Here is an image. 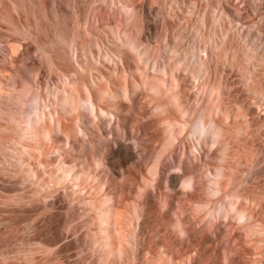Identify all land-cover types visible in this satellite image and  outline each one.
<instances>
[{
    "label": "rangeland",
    "instance_id": "rangeland-1",
    "mask_svg": "<svg viewBox=\"0 0 264 264\" xmlns=\"http://www.w3.org/2000/svg\"><path fill=\"white\" fill-rule=\"evenodd\" d=\"M138 51H140L139 54H137ZM60 59H64L63 61L66 60V62L64 63ZM161 67H164L161 72L165 69L161 74L167 77L164 76L167 83L171 82L172 90L175 87L180 89L176 92L179 93L178 98L180 99L178 105L185 106L179 110L177 109L179 107H176L178 105H175V109L171 104V108L174 109H171V113L165 118L177 120V130H179L178 124L192 122L194 117L191 110L198 108L197 103L200 101L199 97L205 90L203 86L206 84L204 82L202 85L201 80L203 79V82L206 78V80L208 79L207 84L212 81V84L209 85L210 88L208 87L209 91L213 89L212 85H216L217 91L215 89L214 93L216 94L214 95L212 94L214 89L210 92L211 94L208 93L206 84L205 94L202 92L203 95L200 98L204 99L203 96L213 95V100L220 101V104L218 101V103L215 102L220 106H217L219 108V111L216 110L217 113L213 111L216 113V116L213 113V119L216 126L221 125L219 127H222L223 130L218 132L217 129V134L222 136L218 138L219 142L215 143L216 145L214 142L218 136L208 140L209 147L205 143L206 140L203 142L202 139L203 143L200 144V148L196 142L194 145V141L190 139L188 133L186 134L187 131L181 132L184 138L181 134V137L178 138L179 140L183 138L184 141L177 140L174 147L171 146L172 149L169 147L164 153L162 159L164 166L161 163V168L165 176L162 175V183L158 188L154 187L157 186L154 183L153 187L146 188V197L143 196L146 199L136 196V193L137 195L139 193L136 184L140 182V185H146L143 184L145 182L136 168V161L126 163L127 153L124 149L120 151L121 148L110 141L117 154H112L109 165L111 171H108L110 175L117 173L119 179L113 185L110 184V187L107 185L106 192H109L111 188L112 191L109 193H113L114 189L117 190L118 193L116 192L115 197L117 201L122 202L121 209L125 206L126 209L130 208L132 201L136 202L134 200L137 199L143 207L140 209L146 208L147 204L146 210H143L145 213H141V217H143L140 220L141 228H138L139 231H137V234L141 232V237L139 238V234L137 237L139 239L136 238L133 246L131 245L132 248L126 246L120 256L119 254L115 256L113 252L108 254L109 249L107 250L105 245L107 251L100 246V242H97L99 244L95 242L99 240L97 237L95 240V236L99 235L95 234V231L99 232L97 215L92 206L88 205L87 195L84 198V194L77 195L74 191V194L76 193L74 196L73 192H69L74 190L71 183H67V186L63 188V185L61 187L52 186L49 181H46L49 180L47 176L43 180L46 171L39 164V159L48 163L54 161L53 158L49 159L48 156L45 158L43 156L38 159L39 156L36 155L37 157L35 156L34 159L33 156L30 158L28 154H24L25 146L32 147L34 143L24 141L28 139V134H25L26 137L24 136L26 125H23L25 124L23 120L29 117L35 119L34 116L39 110L42 111L48 105L50 106L48 109L53 107L55 102L52 98L53 93L58 87L64 86L65 74L71 76L68 79L73 84L76 82L75 85L77 84L80 89H83L84 85L93 89L96 87L94 82L99 83L101 80L100 86L108 88L117 97L122 93L121 86H127L126 88L130 91L128 97L124 98L122 95L120 100L117 101L116 98L117 102L115 103L113 100L105 103L110 107L104 104L106 108H111V111L118 114L119 121L113 122L107 128L102 124V129L106 136L114 133V139H118L122 145L125 144L123 147H129V145L131 147L132 144L131 150H134V153H137L138 150V153L143 150L149 152L153 150L150 153L144 151L145 153L140 155L143 154L142 161L138 160L139 167L150 177L146 166H152L156 158L164 151L162 143L159 144V141H163V126L165 124L162 125L161 116L155 112L156 104H152L154 100L151 99V95L141 88V91L138 89L139 91H135L136 93L133 92L132 85L135 81L144 82L143 78H147L148 75L149 77L157 75L159 78L162 75L157 73L160 70L156 71V69ZM202 69L207 71L205 75L201 74L206 72H200ZM167 71L170 75L174 72L177 79L170 81L174 75H169L168 80ZM198 73L207 76L204 78L200 76V80L199 78L195 79L194 76L198 77ZM160 78L163 79V77ZM144 80L146 81V79ZM198 83H201L200 88ZM200 90L202 91L200 92ZM48 91L51 92L48 94ZM197 91L198 94H196ZM175 96L177 95L175 94ZM205 101L202 100L203 105L206 103ZM202 102L200 106H203ZM39 103L45 107L41 109L43 106L40 104V107ZM216 105L213 106L215 109ZM113 108L115 109L112 110ZM185 109L186 115L184 114ZM89 120H92L91 117ZM108 138L111 139L112 136L109 135ZM212 144L215 145L213 148ZM147 147L149 150H146ZM101 149L102 151L87 150L78 157L84 163L87 159L92 162L98 158L101 160L104 156L103 148ZM192 150H194L193 153H191ZM140 156L139 158H141ZM47 158L49 160L45 161ZM23 162L31 165L32 169L33 166L35 167L34 171L31 168H27V170L31 169L35 178L38 176L37 179L40 182L36 183L37 179L33 177V179L25 180L27 175H24L28 173L22 171L26 167ZM189 162L191 165L193 163L194 169L192 166L189 167ZM222 166L231 176V178L224 176L226 172L222 169L224 171V174L222 172L223 180L232 179V183L228 182L231 183V185L229 184L230 188L225 184L226 192L230 189V193L221 192L220 195L222 193L225 194L224 196L228 193L233 194V197L231 195L232 199L237 196L236 199L241 201L243 197L240 195L242 194L246 197L244 200L249 201L242 200L246 206H249L247 207L248 211L251 210L250 213L253 212L254 216L256 213L257 221L260 219L263 222L264 0H0V264H145L150 261L145 259L153 258L152 255H157L160 250V252H164L165 249V252L172 253L168 254L175 259L179 258V260L186 258L192 260L191 256L193 255L194 264H223L225 250L226 252L229 250L230 257L232 250L239 248L235 249L237 245L234 244V246L230 240V228L227 229L229 225L226 224V228L225 222L220 223V221L205 218L203 221L211 223L205 228L204 224L206 223L202 224L201 220L206 217L205 210L200 211L195 208L196 206L194 207L196 201L203 205L212 200L206 191L209 187L207 186L209 180L205 181V179L213 178L208 172L210 169H213L210 171L214 173L215 169H221ZM124 170L128 175L131 174V178L126 175L128 179L121 180ZM190 170L195 171H192L193 175L199 180H195L196 185L199 184V186H196L197 190L192 192L193 195L190 191H185L182 196V192H178L179 188L173 193L168 192L166 182L169 175L171 173L182 176L184 174V176L192 175ZM206 174H210V177ZM132 175L135 179L139 176V181L132 179ZM134 180L136 183L133 182ZM45 182H48V186H44ZM147 182L152 185V181L148 180ZM224 183L226 182L223 181V187ZM41 184L44 188L40 186ZM122 184L123 186H121ZM114 186L115 188H113ZM53 187L54 189L58 188L54 191ZM159 188L160 191L157 190ZM122 191L124 197H122L123 193H119ZM162 191L166 193H164L165 195L167 192L170 193L168 196L172 197H168V199L172 201L168 202L174 205L170 206L168 202V205L166 204ZM234 193L241 194L235 195ZM217 196L219 194L213 197V199L216 198V202L217 198H220ZM79 197H83V199H79ZM189 198L192 201H189ZM223 200L219 203L222 204ZM250 200L253 202L250 203ZM184 201L189 202L185 204ZM162 202L168 207H165L166 205L164 206ZM197 202L196 204H198ZM136 203L139 204L138 201ZM219 203H215V206ZM165 208L171 210L164 211ZM63 209L67 212H63ZM173 211L175 212L173 213ZM176 214L182 220L186 219L184 220L185 227H190V231L194 228L196 233L192 230L193 233L189 231L190 236L188 234V236L180 237L171 235L167 226L176 219ZM192 222L194 226L191 227ZM215 222L220 223L221 226L215 227L214 225L217 224ZM231 244L234 248H231ZM140 245L142 249L139 247ZM243 247L250 248L248 245ZM138 249L142 252L134 253ZM134 254L140 255V260ZM243 258L244 260H242ZM243 258H240L239 261L237 259V263L243 264L246 261L244 264H252L248 257H246L247 260L245 257Z\"/></svg>",
    "mask_w": 264,
    "mask_h": 264
},
{
    "label": "bare ground",
    "instance_id": "bare-ground-1",
    "mask_svg": "<svg viewBox=\"0 0 264 264\" xmlns=\"http://www.w3.org/2000/svg\"><path fill=\"white\" fill-rule=\"evenodd\" d=\"M113 1V0H112ZM126 5V4H125ZM124 6V5H123ZM127 6V5H126ZM130 9H128L129 11ZM130 12H132L130 10ZM129 12V14H130ZM128 17V16H127ZM129 18V17H128ZM132 19V18H131ZM132 21V20H131ZM121 22V21H120ZM216 22V21H215ZM119 23V22H118ZM121 24V23H120ZM136 25V23H135ZM127 30V29H126ZM125 31V30H124ZM119 35V34H118ZM128 35V34H127ZM126 35V36H127ZM129 37V36H128ZM131 39V38H130ZM120 40V39H119ZM127 40V39H126ZM131 43H133V41H130ZM75 44V43H74ZM129 44V43H127ZM129 46V45H127ZM16 48V47H15ZM131 48V47H130ZM136 48V47H135ZM140 48V47H139ZM14 49V48H13ZM12 51V50H11ZM15 51V50H14ZM76 52V51H75ZM203 52V51H202ZM12 53V52H11ZM140 51H138L137 54H139ZM107 54V53H106ZM206 54V53H205ZM72 56V55H71ZM148 56V55H147ZM88 57V56H87ZM145 57V56H144ZM64 58V57H63ZM67 58V57H66ZM69 58V56H68ZM201 58V57H200ZM179 59V58H178ZM60 60H64V59H60ZM118 60V59H117ZM144 60V59H143ZM182 60V59H181ZM121 61V60H120ZM148 62V60H146ZM146 61L144 63H146ZM64 62V61H63ZM66 62V60H65ZM64 62V63H65ZM68 62H71V61H68ZM67 62V63H68ZM182 62V61H181ZM180 62V63H181ZM206 62V61H205ZM204 62V63H205ZM121 63V62H120ZM84 64V63H83ZM94 64V63H93ZM80 65V64H79ZM98 65V64H97ZM187 65V64H186ZM61 66V65H60ZM72 66V65H71ZM74 66V65H73ZM96 66V65H95ZM203 66V65H202ZM201 66V67H202ZM177 67V66H176ZM205 67V66H204ZM69 68V67H68ZM80 68H81V65H80ZM164 67H161L160 69H156V71L160 70V72L158 71L157 73H159L160 75H162L161 73L165 71H162L161 72V69H163ZM206 68V67H205ZM85 69V68H84ZM77 70V69H76ZM209 70V69H208ZM59 71V70H58ZM202 71H206L205 69H202L200 72ZM86 72V71H84ZM148 72V71H147ZM168 72V71H167ZM176 72V71H175ZM199 72V73H200ZM69 73V71H68ZM79 74V72H77ZM172 73V72H171ZM174 73V72H173ZM167 74L168 76V80H169V77L170 76H173L174 74ZM197 74L198 77L194 76V78H199V80L201 79L200 76L202 78L206 77L204 76L206 72H202L201 74L204 73V75H200V74ZM65 74V73H64ZM93 74V73H92ZM146 74V73H145ZM81 75V74H80ZM170 75V76H169ZM61 76V75H60ZM68 74H65L64 75V79L66 78V82L64 84L63 82V87H58V89L53 93V96L52 98H54V105L53 107H51L50 109H48L50 106L46 105L47 107L43 106V104L39 103V106L40 104L43 106L41 107L44 108L42 109V111L39 110V112L37 113V115L34 116L35 119H31L30 117L26 120H23V123L25 121V124L23 125H26V128H25V132L24 133V136L26 137L25 134H28L27 135V138L29 139H25L24 141L27 142V141H32V143H34V146H30L29 145V142L27 143L29 146L24 149L25 150V155L28 154V157H32L33 158L38 155L39 157H37L38 159L40 157L45 158V156H48L49 159L53 158L54 161H50L48 163H45V162H42L41 158L39 159L40 161V165L42 168L45 169L44 173L47 176L49 180H46V181H49V183L52 185V186H59L61 187L62 185L64 186L63 188H65L67 186V183H71L73 185V188L74 190L72 191H69V192H73L72 194L74 196H76V193L77 195H82L84 194V198L86 197L85 195H87L88 199V205H91L92 208L94 209V211H96V215H97V224L99 227V232L95 231V234L98 233L99 235L98 236H95V240H96V237L97 239H99L98 241L94 240L96 243L97 242H100L102 247H104V245L107 247V250L109 249V253H114L115 256L119 254L120 256V253L123 251V249L126 247V246H130L132 248V244L134 243V241L136 240V238L138 237L139 235V238L141 237V232H139L137 234V231L138 228L140 229L141 225H140V220H142L143 217H141V213H145V211L143 212V210L147 208V204H146V208L144 207V209H140L141 205L139 203V200H134V201H138V203L140 204H137L136 202H133L132 201V205L130 206V208L127 210L126 209V206L125 208L121 209V203L120 200H116V197H115V194L117 192V190L113 191V193H109L112 191V188L111 190H109V192H106V188H107V185H109L108 187H110L113 183L115 182L116 183V180L119 179V176L117 175V173H113V174H109V171H111L109 165H110V161H111V157H112V154L114 155L116 152L115 150H113V143L111 145V142H114L115 144H117L121 149H124V151L127 153V156L128 158L126 159V163L127 162H130V161H136V168L139 170V174H140V177L142 178L143 184H148L147 186H142L140 185V182H138L139 184H136L138 185V195L136 193V196L138 198V196L146 199V193H147V190L146 188H148V186H152L153 187V183L154 185L156 184L157 186H154V187H159L160 183L161 182V179H162V175H164L162 173V166H161V163H163V156H164V153L167 152V149L171 146L174 147L173 145L176 143L177 140H179L178 137H181L182 136V133L183 131H187L186 134L188 133L190 139H192L194 141V145H195V142L197 143L198 147L200 146L201 143H203L205 140V143L206 145L208 146V140L210 139H215L217 136H218V132L220 130V132L223 130L221 129L222 127H219L221 125L218 124V126L215 125V121H214V116H216V113L219 111L218 107L217 106H220V105H216V103L219 102L220 104V101H215L213 100V95L216 94L214 93L215 89L217 91V88L215 87L216 85H212L211 88V91L213 92L212 96H207V98H205L206 96H203V98H200L202 97L203 94H205L204 91H206V88L208 90V93H210L211 91H209V88H210V84H212L210 82V84H207L208 82H206V78H204V81L202 82L201 80V83L202 85L204 84V82L208 85H206V88H205V85L203 86L204 87V91L200 90L201 92V96L199 97L200 101L197 103L198 105V108H195L194 110H191L192 111V116L194 117V119H192V122H182L179 125V130H177V127L176 126L177 124V120L173 121L171 120L170 118H165V116L169 115L171 112L170 110L171 109H176V107H179L177 109L181 110V108L183 107V105L180 103V105H182V107H180L178 104L179 102V96L178 94L176 93L178 91V87L175 89L172 90V84H170L171 82L167 83L168 81H165L166 78L162 75V76H159V78L155 77V75H153V77H151V80L149 79V75L147 76V78H143V81L142 83H138L137 81H135V83H133L132 85V91L135 92L137 91L138 89L141 91V89H145L148 94L151 95V99L154 100V102L152 104H156L155 107V112H157L156 114L160 115V119H161V122H162V125L165 124V126H163V130H164V138L162 137L163 141H159V144H161V146H163V153L160 154L157 158H156V161L155 163L152 165V166H149L147 165L146 168L148 170V174L150 177H148L146 175V173L143 171V169L141 167H139V159H141L140 161H142V156L141 153H143L145 150H143L141 153H134L133 151L134 150H131L133 147L132 144H131V147L129 145V147H123L125 146L121 144V142L118 140V139H114V133L112 134H106L104 133V130L102 129V124L103 125H106L105 127L107 128L109 125L111 126L114 123L117 122L118 118L117 115L114 113V111H111L110 109L111 108H106V106H104L105 103L107 102H110L111 100H113V102H117L119 98H121V96L123 95L124 98L125 96L128 97L129 95V89L124 87V86H121V89H122V93L117 97L116 94H112V91L104 86H100V81L99 83L98 82H94L95 86L97 87H94L93 89L89 88L88 86H83L84 88L81 90L77 84L75 85L76 82H74V84L68 79L69 77L71 76H68ZM73 76V75H72ZM77 76V75H76ZM118 76V75H117ZM120 76V75H119ZM144 76V75H143ZM160 77H163L160 78ZM120 78V77H119ZM153 78V79H152ZM175 75L174 77L170 78V81L171 79H174L175 80ZM146 79V81L144 80ZM149 79V80H147ZM177 79V78H176ZM62 80V79H61ZM117 80V79H116ZM197 79V81H199ZM64 81V80H63ZM178 81V80H177ZM177 81H176V84H177ZM179 83V82H178ZM200 83V84H201ZM87 84V83H86ZM109 84V83H108ZM200 84L198 83V87L200 88ZM215 84V83H214ZM197 85V84H196ZM93 86V85H92ZM81 87V86H80ZM196 87V86H195ZM194 87V88H195ZM198 87H196L198 89ZM209 87V88H208ZM141 88V89H140ZM195 88V89H196ZM202 88V87H201ZM4 90V89H3ZM52 90V89H51ZM138 90V91H139ZM176 90V91H175ZM180 90V89H179ZM182 90V89H181ZM53 91V90H52ZM119 91V90H118ZM175 91V93L173 94V92ZM3 92V91H2ZM49 92L51 91H48V94ZM46 93V92H45ZM115 93V92H114ZM120 93V92H119ZM136 93V92H135ZM195 93V92H194ZM175 94L177 96H175ZM198 94V91L197 93ZM211 94V93H210ZM209 94V95H210ZM134 95V94H133ZM137 95V94H136ZM182 97V96H180ZM212 97V98H211ZM216 97V96H215ZM214 97V99H215ZM218 97V96H217ZM49 98V97H47ZM116 98H117V101H116ZM149 98V97H148ZM129 99V98H128ZM205 101V99H207V101H205L206 103L203 105V102L202 100ZM220 99V98H219ZM40 100V99H39ZM115 100V101H114ZM120 100V99H119ZM221 100V99H220ZM37 101V100H36ZM50 101V100H49ZM181 102V101H180ZM202 102V105L203 106H200ZM216 102V103H215ZM38 104V103H37ZM46 104V103H45ZM44 104V105H45ZM113 104V103H112ZM111 104V105H112ZM174 106H172V105ZM105 105H108V104H105ZM117 105V104H116ZM174 107V108H171V106ZM175 105H178L175 107ZM216 105V109L214 108ZM110 107V105H108ZM150 106H151V103H150ZM214 106V107H213ZM115 107V106H114ZM185 107V106H184ZM183 107V108H184ZM118 108V107H117ZM53 109V110H52ZM115 108H113L112 110H114ZM117 110V109H116ZM218 110V111H216ZM38 111V110H37ZM119 111V110H118ZM154 111V110H153ZM184 111V110H182ZM189 111V110H188ZM187 111V112H188ZM213 111H215L216 113H214ZM179 112V111H178ZM190 112V111H189ZM188 112V113H189ZM119 113V112H118ZM187 113V114H188ZM213 113H214V116H213ZM174 114H176L174 112ZM184 114L186 115V109H185V112ZM33 116V115H32ZM181 116V115H180ZM184 116V115H183ZM91 117L92 120H89ZM173 117V116H172ZM164 118V119H163ZM216 118V117H215ZM121 120V119H120ZM119 121V120H118ZM160 121V120H159ZM160 122V124H161ZM118 124V123H117ZM116 125V124H115ZM119 125V124H118ZM117 126V125H116ZM24 127V126H23ZM121 127V126H119ZM219 127V128H218ZM112 129V128H111ZM217 129H218V132H217ZM126 133V132H125ZM185 133V132H183ZM181 134V136H180ZM220 134V133H219ZM112 136V140L108 138V136ZM116 136V135H115ZM185 136V135H184ZM222 136V135H219L217 138H216V141L214 142L217 143L219 142L218 138ZM23 137V138H25ZM183 137V136H182ZM184 138V137H183ZM182 138V140H179V142L181 141H184ZM2 139V138H1ZM135 139V138H134ZM181 139V138H180ZM203 139V142H201V140ZM191 140V141H192ZM111 141V142H110ZM137 141V139H136ZM156 141V140H155ZM157 141V142H158ZM192 141V142H193ZM214 141V140H213ZM133 142V141H132ZM123 143V142H122ZM184 143V142H183ZM182 143V144H183ZM191 143V142H190ZM158 144V145H159ZM181 144V146H182ZM157 145V144H156ZM179 145V144H178ZM184 145V144H183ZM193 145V146H194ZM210 145V144H209ZM216 145V144H215ZM214 145V146H215ZM137 146V145H135ZM140 146V145H139ZM137 146V147H139ZM180 146V145H179ZM203 146V145H202ZM213 144H212V148L214 147ZM103 148V151H104V156H103V160H99V158L94 162L92 161H89L88 159L86 160V162L84 163L83 161H80V158L78 157L80 154L82 153H85L87 150H95V151H102L101 148ZM159 147V146H158ZM209 147V146H208ZM143 148V147H142ZM150 148V147H149ZM186 148V147H185ZM201 148V146H200ZM140 149V148H138ZM144 149V148H143ZM162 149V148H161ZM192 149V148H191ZM196 146H195V150H196ZM146 150H149L148 147ZM158 150V149H157ZM123 151V150H122ZM153 151V150H151ZM150 151V152H151ZM156 151V150H155ZM162 151V150H161ZM159 151V152H161ZM171 151V150H170ZM27 152V153H26ZM119 152V151H118ZM145 152H149V151H145ZM144 152V153H145ZM149 152V153H150ZM194 150L191 151V153H193ZM153 153V152H152ZM171 153V152H170ZM227 153V152H226ZM117 154V153H116ZM137 154V155H136ZM141 158H139V156ZM207 154V153H206ZM172 156V154H170ZM208 155V154H207ZM206 155V156H207ZM138 156V157H137ZM226 156V155H225ZM35 157V158H36ZM51 157V158H50ZM209 157V155H208ZM211 157V156H210ZM21 158V157H20ZM34 158V159H35ZM96 158V157H95ZM226 158V157H224ZM47 158V160L45 161H48L49 160ZM170 159V158H169ZM172 159V157H171ZM38 161V160H37ZM25 162V160H24ZM23 164H26V167L25 165L22 166L25 167L22 171H25L26 173L28 174H25L24 176L27 175V178L25 179L27 181V179H37L38 176H36L37 178H35V176L33 175L34 174V169L35 167L33 166V169L31 168V165H29L27 162ZM147 162V161H145ZM165 162V161H164ZM223 162V160H222ZM22 163V161H21ZM169 163V162H168ZM174 163V162H173ZM225 163V162H223ZM187 164V163H186ZM190 164V162H189ZM39 165V166H40ZM112 165V164H111ZM195 165V164H194ZM113 166V165H112ZM143 167V165H140ZM163 166H164V163H163ZM194 169L193 167V163L192 165L190 164L189 167H191ZM21 167V166H20ZM177 167V166H176ZM27 168H31L30 170H27ZM135 168V169H136ZM186 168V167H185ZM187 168H188V165H187ZM192 168H189V169H192ZM213 168V167H212ZM215 168H218V167H215ZM221 169H215L214 174L213 172H211L209 169L208 172H210L211 174V177L213 178H208L210 177L208 174H206L208 177V179H205L206 180H209L208 181V184L207 186L208 189L206 190L207 194L210 195L211 199L212 200H216L213 199V197H216V195L219 194V196L217 197H220L221 199L223 198V196L225 194H227V192L230 193V189H228V191L226 192V187L229 186L230 188V185H231V180L230 179H225L223 180L224 176H230V174L228 175V173L226 172L227 169L224 170V167H220ZM27 171H26V170ZM134 169V170H135ZM164 169V167H163ZM179 169V168H178ZM188 169V170H189ZM196 169V168H195ZM199 169V168H198ZM222 169L226 172V174H224V171H222ZM21 170V169H20ZM109 170V171H108ZM116 170V169H115ZM174 170V169H173ZM180 170V169H179ZM216 170H219V171H216ZM221 170V171H220ZM125 171V170H124ZM169 171V170H168ZM191 171V170H190ZM194 171V170H192ZM191 171V172H192ZM197 171V170H196ZM36 172V171H35ZM123 172V171H122ZM137 172V171H136ZM167 172V171H166ZM186 172V171H185ZM185 172H182L183 174ZM189 172V171H188ZM195 172V171H194ZM224 176H223V174ZM24 173V172H23ZM129 173V172H128ZM177 173V172H176ZM181 173V172H180ZM121 174V173H120ZM123 174V177L121 178V180L127 178L128 177L126 175L127 172L125 171ZM175 174V173H174ZM192 175H186V176H182V175H173L171 173V175H169L168 179H167V186H168V189L169 190L168 192H175L177 191L176 189L179 188L178 192L181 191L182 192V196L183 192L185 191H190V193L192 194V192H194V190L196 189L197 190V187L199 186V184L196 185V177L195 175H193L194 173L192 172L191 173ZM198 174V173H196ZM35 175H38V174H35ZM43 175V174H42ZM249 175V173H248ZM128 176H130L131 178V174H129ZM132 179H135L134 178V175H132ZM165 176V175H164ZM33 177V178H32ZM136 177V176H135ZM129 178V179H130ZM139 178V176H138ZM137 178V179H138ZM167 178V177H166ZM226 178V177H225ZM231 178V176H230ZM39 179H40V176H39ZM45 178H43V180H45ZM137 179H135L137 181ZM204 179V178H203ZM42 180V182H43ZM126 180V179H125ZM124 180V181H125ZM135 180L133 182H135ZM152 181V185H150V182H147L146 181ZM37 181L40 182V180H36V183ZM123 181V182H124ZM129 181V180H128ZM139 181V179H138ZM199 181V180H197ZM204 181V180H203ZM223 181L226 182L224 183V187H223ZM41 182V183H42ZM132 182V183H133ZM228 182H231V183H228ZM35 183V182H34ZM35 183V184H36ZM131 183V182H130ZM136 183V182H135ZM200 183V182H198ZM228 183V184H227ZM46 184V185H45ZM65 184V185H64ZM119 184V183H118ZM117 184V185H118ZM121 184V183H120ZM204 184V183H203ZM202 184V185H203ZM206 184V183H205ZM230 184V185H229ZM162 185V184H161ZM36 186V185H35ZM42 187V184L40 185ZM44 186H48V182L44 183ZM44 186L42 188H44ZM119 186V185H118ZM123 186V184L121 185ZM197 186V187H196ZM196 187V188H195ZM202 187V186H201ZM58 188V187H57ZM56 188V189H57ZM115 188V186L113 187ZM117 188V187H116ZM151 188V187H150ZM161 188V187H160ZM160 188L157 189L160 191ZM200 188V187H199ZM203 188V187H202ZM205 188V187H204ZM38 189V188H37ZM54 189V187H53ZM56 189H54V191H56ZM149 189V188H148ZM163 191L164 189L161 188ZM225 189V190H224ZM126 190V189H125ZM200 190V189H199ZM42 191V190H41ZM74 191L76 192L74 194ZM162 191V194H164L165 192ZM150 192V191H149ZM167 192V195H163L166 199V204L167 202L169 201L168 197H172V196H168V193ZM186 192V194H187ZM196 192V191H195ZM221 192H224L225 194L223 195H220ZM240 192V191H238ZM55 193V192H54ZM81 193V194H79ZM118 193V192H117ZM119 193H123L122 192H119ZM171 193V194H172ZM177 193V192H176ZM224 196L223 199H226V200H223V203H221L222 200H219L220 198H217V202L220 203L215 206V203H217L216 201L213 202V204L211 205L210 202L206 203V204H201L195 202V205L194 207L199 209L200 211L202 210H205V213H206V217L202 218L201 220H205L208 219V220H212V221H220V223H224L225 222V227L227 226L226 224H228L229 226H227L226 228L229 230L230 228V231H229V234H231L230 236V240H232V244H236L237 246H235V249L237 247L240 248L241 246V249L238 248V250H232V253L230 251V257H229V250H225V261L223 264H239L237 263V259L239 261V259L243 258V257H248L250 260H251V263L252 264H264V220L263 222H261L262 220H260V222L257 221L255 217L256 216V213H255V216L252 212V214L250 213V211H248V208L249 206H246L245 203H243L242 200H244V197L241 193H236L237 195L238 194H241L240 196H242V200L240 201V199H236L237 196H234V198L232 199L233 197V194H229ZM232 193V191H231ZM243 193V192H242ZM131 194V193H130ZM175 194V193H174ZM172 194V195H174ZM179 194V193H178ZM177 194V196H178ZM235 194V193H234ZM235 194V195H236ZM41 195V194H40ZM122 195V194H121ZM150 196V193L148 194ZM147 195V196H148ZM189 195V193H188ZM193 195V194H192ZM207 195V197H208ZM232 195V197H231ZM44 196V195H43ZM145 196V197H143ZM148 196V197H149ZM180 196V195H179ZM187 196V195H186ZM185 196V197H186ZM222 196V197H221ZM46 197V195H45ZM44 197V198H45ZM52 197V196H51ZM78 197V196H77ZM122 197H124V193L122 195ZM152 197V196H151ZM167 197V198H166ZM189 197V196H188ZM239 197V196H238ZM248 197V196H247ZM24 198V197H22ZM49 198V197H48ZM56 198V197H54ZM83 197H79V199ZM240 198V197H239ZM25 199V198H24ZM30 199V198H29ZM37 199V198H36ZM127 199V198H126ZM164 199V200H165ZM210 199V198H209ZM249 199V197H248ZM27 200V199H25ZM24 200V201H25ZM86 200V199H84ZM128 200V199H127ZM174 200V198H173ZM201 200V199H200ZM219 200V201H218ZM22 201V200H20ZM58 201V200H57ZM121 201H123V198H121ZM125 201V200H124ZM172 200H170L169 202H171ZM189 201H192L190 200L189 198ZM187 201V202H189ZM195 201V200H194ZM226 201V202H225ZM248 200L246 199V201L244 200V202H247ZM252 200H250V203ZM165 202V201H164ZM168 202V204H170ZM185 204L187 203L186 201H184ZM207 202V201H206ZM249 202V201H248ZM21 203V202H20ZM51 204H53L54 202H50ZM128 203V202H127ZM163 203V202H162ZM161 203V204H162ZM182 203V201H181ZM180 203V204H181ZM226 203V204H225ZM49 204V203H48ZM55 204V203H54ZM125 204V203H124ZM166 204L163 203V205L165 206ZM167 204V205H168ZM172 205H174L173 203H171ZM170 204V206H171ZM183 204V203H182ZM184 204V205H185ZM192 204V202H191ZM246 204H249V203H246ZM143 205L145 206V204L143 203ZM165 206V207H168V206ZM193 205V204H192ZM254 205V204H253ZM256 205V204H255ZM259 205V204H258ZM46 206V205H45ZM50 206V205H49ZM54 206V205H52ZM61 206V205H59ZM58 206V208H59ZM150 206V205H149ZM169 206V207H170ZM48 207V206H47ZM183 207V205H182ZM189 207V206H188ZM193 207V206H192ZM193 207V209H194ZM51 208V207H50ZM91 208V210H92ZM143 208V207H141ZM172 208V207H171ZM176 208V207H175ZM48 209V208H46ZM68 209V208H67ZM167 208L164 209V211L166 210ZM177 209V208H176ZM175 209V210H176ZM183 209V208H182ZM196 209V210H197ZM66 210V209H65ZM142 210V212H141ZM167 210H171V209H167ZM198 210V212H200ZM262 210V209H261ZM61 211V210H60ZM63 212H67V211H64V209L62 210ZM175 211H173L174 213ZM184 212V211H183ZM195 212V211H193ZM94 213V212H93ZM204 214V212H202ZM201 213V214H202ZM62 214V212H61ZM64 214V213H63ZM180 214V213H179ZM198 214V213H196ZM58 215V214H57ZM177 215V214H176ZM175 215V216H176ZM144 216V215H143ZM183 216V215H182ZM186 216V215H185ZM184 216V217H185ZM201 216V215H200ZM153 217V216H152ZM198 217V216H197ZM77 218V217H76ZM194 218V217H193ZM201 218V217H200ZM93 219V218H92ZM155 219V218H154ZM184 219V218H183ZM95 220V219H93ZM92 220V221H93ZM160 220V219H159ZM186 220V219H184ZM182 220V218H179L178 215L176 217L175 220L171 221L169 223V225L167 226L169 228V231L171 233V235H175L177 237H180V236H188L189 235V231H190V227L189 228H186L185 227V221ZM197 220V219H196ZM200 220V221H201ZM194 221V220H193ZM199 221V223H200ZM204 222H208L209 221H203L202 224H204ZM74 223V222H73ZM204 224L205 225V228L206 226H209L210 224ZM217 223L216 225H213L215 227H217V225L219 226L220 223L218 222H215ZM67 224V223H66ZM95 223V225H97ZM148 224V223H147ZM191 224V223H190ZM194 223L192 222V226ZM74 225V224H73ZM94 225V223H93ZM188 225V223H187ZM201 225V224H200ZM66 226V225H65ZM86 226V225H85ZM189 226V225H188ZM199 226V225H198ZM203 226V225H202ZM201 226V227H202ZM213 226V227H214ZM221 226V225H220ZM219 226V227H220ZM223 226V224H222ZM96 227V226H95ZM160 227V226H159ZM167 228V229H168ZM66 229V228H65ZM68 229V228H67ZM86 229V228H85ZM209 229V228H208ZM78 230V229H77ZM194 231L195 229H191V231ZM200 230V229H198ZM202 230V228H201ZM212 230V229H211ZM219 230V229H218ZM190 231V232H191ZM193 231L191 233H193ZM195 232V231H194ZM199 232V231H198ZM205 232V231H203ZM211 232V231H210ZM69 233V232H68ZM196 233V232H195ZM194 233V234H195ZM188 234V235H187ZM204 234V233H203ZM211 234V233H210ZM97 235V234H96ZM191 235V234H190ZM189 235V236H190ZM185 236V237H186ZM193 236V235H192ZM64 238V237H63ZM137 238V239H139ZM190 238V237H189ZM177 239V238H176ZM184 239V237H183ZM79 240V239H78ZM77 240V241H78ZM177 241V240H176ZM174 243V242H173ZM99 244V243H97ZM103 244V245H102ZM190 244V243H188ZM193 244V243H192ZM208 244V243H207ZM231 244V248H234L233 245ZM243 244H246L248 245V247L250 248H244L243 246L246 247V245H243ZM132 245V246H131ZM240 245V246H239ZM243 245V246H242ZM143 246V244H142ZM142 246L140 245L139 247L142 249ZM185 246V245H183ZM106 247L105 250H106ZM139 248V249H140ZM165 248V247H164ZM167 248V246H166ZM170 248V247H169ZM127 249V248H126ZM137 250L135 251L134 253H137L138 254L142 251L140 250ZM168 249V248H167ZM230 249V248H229ZM106 250V251H107ZM125 250V249H124ZM166 250V249H165ZM160 252L158 251L159 253L156 255H152L154 256L153 258H150V259H145V260H150L148 261L147 263L145 264H194L193 262V255L191 256L192 257V260L191 259H188L186 257V259H180L179 258L175 259L172 255H169V254H172V253H169L168 251L167 252ZM170 250V249H168ZM209 250V249H208ZM111 251V252H110ZM127 251V250H126ZM151 251V250H150ZM163 251V250H162ZM185 251V250H184ZM86 253V252H85ZM150 253V252H148ZM169 253V254H168ZM233 254V255H232ZM138 256V259L140 258V255H137V254H134V256ZM191 255V254H190ZM190 255H189V258H190ZM232 255V257H231ZM118 256V257H119ZM151 255H149L150 257ZM151 256V257H152ZM116 257V258H118ZM103 258V257H102ZM137 258V257H136ZM148 258V257H147ZM135 259V258H134ZM130 260V259H129ZM140 260V259H139ZM138 260V262H139ZM244 260V258L242 259ZM247 260V258L245 259ZM133 261H136V260H133ZM241 261V260H240ZM243 262V261H242ZM246 261H244L245 263ZM243 263V264H244ZM250 264V263H249Z\"/></svg>",
    "mask_w": 264,
    "mask_h": 264
}]
</instances>
